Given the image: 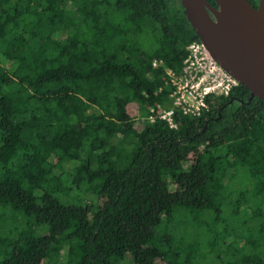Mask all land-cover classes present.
<instances>
[{
    "label": "trees",
    "instance_id": "16d2710c",
    "mask_svg": "<svg viewBox=\"0 0 264 264\" xmlns=\"http://www.w3.org/2000/svg\"><path fill=\"white\" fill-rule=\"evenodd\" d=\"M193 40L180 0H0V264H264V101L158 118Z\"/></svg>",
    "mask_w": 264,
    "mask_h": 264
},
{
    "label": "water",
    "instance_id": "95a60500",
    "mask_svg": "<svg viewBox=\"0 0 264 264\" xmlns=\"http://www.w3.org/2000/svg\"><path fill=\"white\" fill-rule=\"evenodd\" d=\"M210 56L264 101V0H180Z\"/></svg>",
    "mask_w": 264,
    "mask_h": 264
},
{
    "label": "built area",
    "instance_id": "2783aa9c",
    "mask_svg": "<svg viewBox=\"0 0 264 264\" xmlns=\"http://www.w3.org/2000/svg\"><path fill=\"white\" fill-rule=\"evenodd\" d=\"M156 65V62H153ZM172 90L169 94L170 106L160 109L158 118L170 127H176L175 116H200L207 110L208 96H225L239 85L214 60L200 40H193L187 46V55L178 73L167 72Z\"/></svg>",
    "mask_w": 264,
    "mask_h": 264
}]
</instances>
